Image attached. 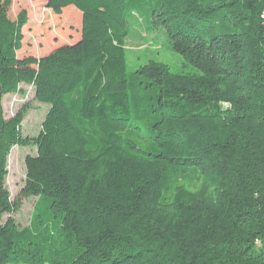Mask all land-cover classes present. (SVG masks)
<instances>
[{
  "label": "trees",
  "instance_id": "trees-1",
  "mask_svg": "<svg viewBox=\"0 0 264 264\" xmlns=\"http://www.w3.org/2000/svg\"><path fill=\"white\" fill-rule=\"evenodd\" d=\"M13 2L0 0V264H264V0H47L81 37L40 58L18 55L29 14L12 19ZM137 9L199 74L130 69ZM23 83L50 106L38 137L22 134L27 107L5 117ZM17 145L37 155L12 200Z\"/></svg>",
  "mask_w": 264,
  "mask_h": 264
},
{
  "label": "rangeland",
  "instance_id": "rangeland-1",
  "mask_svg": "<svg viewBox=\"0 0 264 264\" xmlns=\"http://www.w3.org/2000/svg\"><path fill=\"white\" fill-rule=\"evenodd\" d=\"M47 0H14L9 15L16 19L22 10H27L29 22L24 28L23 48L18 52L20 58L49 54L63 43L75 42L81 37V24L72 21L68 12L64 18L57 17L46 8ZM151 7V8H150ZM151 10L154 4L150 5ZM129 34L126 40L127 56L132 71L150 60L165 63L174 73L199 74L190 64L187 66L183 56L172 50L167 30L156 28L151 22L149 11L137 9L127 16ZM5 117H14L23 107H27L25 120L22 124L23 136L38 137L43 122L50 109L48 104H41L35 98V88L23 83L19 91L3 97ZM28 155H37V147L14 146L8 157V175L6 185L11 199L16 200L26 184ZM38 198L28 197L22 201L20 210L13 215L20 228L31 227L37 209Z\"/></svg>",
  "mask_w": 264,
  "mask_h": 264
},
{
  "label": "built area",
  "instance_id": "built-area-1",
  "mask_svg": "<svg viewBox=\"0 0 264 264\" xmlns=\"http://www.w3.org/2000/svg\"><path fill=\"white\" fill-rule=\"evenodd\" d=\"M261 17H262L263 22H264V12L262 13ZM228 106H229V104H228Z\"/></svg>",
  "mask_w": 264,
  "mask_h": 264
},
{
  "label": "water",
  "instance_id": "water-1",
  "mask_svg": "<svg viewBox=\"0 0 264 264\" xmlns=\"http://www.w3.org/2000/svg\"><path fill=\"white\" fill-rule=\"evenodd\" d=\"M1 94V93H0Z\"/></svg>",
  "mask_w": 264,
  "mask_h": 264
}]
</instances>
